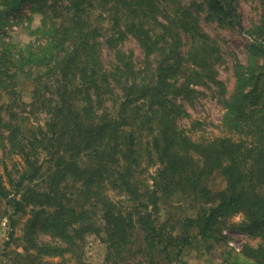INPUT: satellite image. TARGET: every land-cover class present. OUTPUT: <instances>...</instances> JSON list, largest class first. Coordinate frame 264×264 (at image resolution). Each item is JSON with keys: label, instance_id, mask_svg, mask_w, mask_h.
<instances>
[{"label": "trees", "instance_id": "16d2710c", "mask_svg": "<svg viewBox=\"0 0 264 264\" xmlns=\"http://www.w3.org/2000/svg\"><path fill=\"white\" fill-rule=\"evenodd\" d=\"M239 1L0 0L4 245L20 243L23 264L79 259L95 234L104 264L169 263L191 244L190 226L203 239L229 226L264 244V0L247 27ZM23 5L41 19L38 42L22 48L4 35ZM202 9L251 38L247 63L233 62L230 93L215 67L220 48L198 21ZM128 38L144 54L140 64L121 48ZM19 73L32 83L29 101ZM196 86L216 89L222 125L238 139L180 126L187 112L178 99L194 97ZM218 172L225 187L215 191L209 180ZM175 192L200 206L173 234L157 211ZM242 253L263 262L262 245Z\"/></svg>", "mask_w": 264, "mask_h": 264}, {"label": "rangeland", "instance_id": "374dc122", "mask_svg": "<svg viewBox=\"0 0 264 264\" xmlns=\"http://www.w3.org/2000/svg\"><path fill=\"white\" fill-rule=\"evenodd\" d=\"M182 1L185 4H189L192 0ZM29 7V5H23L19 9L21 11L19 16L23 15L20 18H18L19 16L11 17L9 25L5 27L6 35H4V39L6 41L10 40L11 43L22 48L25 44H36L38 42L36 28L40 25L41 17L39 13L30 12L31 9ZM238 11L241 23L245 27L249 26L252 22L258 20L259 0H240ZM10 15L12 16L13 14ZM197 16L201 27L216 40L220 48V59L216 61L215 67L218 78L224 81L227 93H230L234 85L233 62L237 60L243 64L247 63L248 45L251 43V38L238 30L219 25L215 19L208 17L205 9L199 11ZM121 48L128 53L132 52L136 64H140L144 60V54L133 38L126 39L122 43ZM104 58L110 59V53L107 50L104 51ZM195 88L199 92L191 99H178V102L184 106L187 112L186 116L179 118L180 126L192 131L193 135L198 134L197 136L201 133L225 134L231 138L238 139L239 136L236 133L227 132L222 125L224 108L218 102L216 89L204 86H196ZM17 89L25 101L30 100L32 83L23 73L17 74ZM154 172L155 168L150 167L149 173L153 175ZM209 187L215 191L225 187V182L219 172L211 176ZM199 206L200 202H193L180 192H175L168 196L163 195L158 202L157 218L159 221L168 220L169 225L173 224L174 230L172 232L176 234L183 230L182 222L185 217L196 216ZM4 214L5 204L4 200L0 198V264H23L24 261L21 259L22 250L18 245L20 243H17L14 247L4 245L5 240H7V219ZM242 218L243 215L238 213L233 215L230 220L238 222ZM189 233L194 235L191 238V244L184 248L183 253L176 260L169 263L164 262L163 264H177L176 262L183 258H190L198 254L200 248L208 251V257L216 263H221L222 261H219V257L212 250H216L215 252L218 251L219 253H239L242 252V248L245 245L254 248L262 245L264 249V244L258 238L249 236L239 230L231 229L229 226H223L220 234H215L210 238L203 239L197 236L194 226L189 227ZM18 234H20L19 227L16 229V235ZM42 238H45V236H42ZM230 240L234 241L238 250L228 244ZM134 243L135 247L138 243L142 244V233L140 231L135 232ZM106 251L107 248L102 238L95 234L89 236L84 242L79 259L73 256H66L62 259L45 258L43 259V264H57L58 262H61V264H104ZM137 258L140 259L141 257H136L135 260ZM261 259L263 262L260 264H264L263 254L260 257ZM221 264L235 263H225L223 261Z\"/></svg>", "mask_w": 264, "mask_h": 264}, {"label": "crops", "instance_id": "0c3cea01", "mask_svg": "<svg viewBox=\"0 0 264 264\" xmlns=\"http://www.w3.org/2000/svg\"><path fill=\"white\" fill-rule=\"evenodd\" d=\"M216 250H212L218 257L219 261H224L225 263H235V264H256L252 259L246 257L242 252L239 253H232V252H222L219 253ZM208 251L203 250L200 248V252L193 257L190 258H183L182 260L176 262L177 264H221L216 263L214 260H211L208 257ZM232 260V261H230Z\"/></svg>", "mask_w": 264, "mask_h": 264}, {"label": "built area", "instance_id": "2783aa9c", "mask_svg": "<svg viewBox=\"0 0 264 264\" xmlns=\"http://www.w3.org/2000/svg\"><path fill=\"white\" fill-rule=\"evenodd\" d=\"M228 244H229L230 246H232L234 249H237V250H238L237 246H235V244H234V241L230 240V241L228 242Z\"/></svg>", "mask_w": 264, "mask_h": 264}]
</instances>
